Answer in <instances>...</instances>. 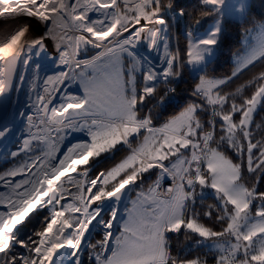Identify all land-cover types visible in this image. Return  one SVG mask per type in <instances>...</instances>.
Returning a JSON list of instances; mask_svg holds the SVG:
<instances>
[{
	"label": "snow or ice",
	"instance_id": "6c2138e0",
	"mask_svg": "<svg viewBox=\"0 0 264 264\" xmlns=\"http://www.w3.org/2000/svg\"><path fill=\"white\" fill-rule=\"evenodd\" d=\"M248 8L247 0H200L199 16L212 17L213 26L199 37L189 27L181 55L169 49L171 21L192 16L180 0H0V16L40 25L36 34L31 23L23 24L0 46V144L24 118L28 135L8 155L30 157L0 175L10 189L0 192V264H81L86 242L99 249L95 264H210L206 256L182 255L193 236L197 245L214 251L211 264H264V125L255 126L260 139L253 134L254 114L264 107V68L235 91L226 90L250 66L264 65V22L254 20V29L246 30H255L256 40L231 76L207 72L224 19L230 14L246 18ZM192 18L200 27L201 20ZM145 39L149 49L163 48L159 69L137 51ZM49 43L63 65L70 47L74 54L99 51L75 61L69 71L46 76L42 94L29 105L31 114L14 111V81L21 86L25 81L23 75L16 78L17 64L31 65L35 92L39 57L56 58L48 52ZM189 66L204 74L197 77L190 102L161 122L176 92L173 85ZM77 78L83 94L65 93L63 102L53 104L55 93ZM69 129L90 139L61 151L57 139ZM41 143L47 146L42 152ZM121 150L127 152L121 162L89 179L96 158ZM90 160L91 168L78 171ZM151 176V183L141 187ZM167 178L171 184L164 187ZM134 188L140 191L117 230L119 203L125 190ZM206 189L213 190L215 203L205 207ZM69 196L73 202H67ZM38 209L48 210L41 230L22 235ZM90 226L103 229L95 245L86 240Z\"/></svg>",
	"mask_w": 264,
	"mask_h": 264
},
{
	"label": "trees",
	"instance_id": "16d2710c",
	"mask_svg": "<svg viewBox=\"0 0 264 264\" xmlns=\"http://www.w3.org/2000/svg\"><path fill=\"white\" fill-rule=\"evenodd\" d=\"M180 4L186 9L187 12L192 13V16H185L177 20V23L174 24L171 21V40H172V49L176 51L179 49L180 54H185V49L187 47V39L184 35L185 31L191 27L195 31H201L208 26H213V18L212 17H200L199 12L197 11L198 6L200 5V0H180ZM196 17L201 20V26L196 27L193 23V18ZM170 20L171 18L168 17ZM264 22V0H249V8L247 12L246 18L242 20L234 18L228 15L223 22V32L221 34V42L218 44L215 56L211 59V62L207 68V72L209 75L214 76L216 78H226L231 76L232 72L235 68V56L240 53L243 48V37L249 28L254 26L253 21ZM141 46H146L142 51H139L144 56H147L153 64H158L160 59H163L164 52L163 48L159 51H154L147 47V40H142L138 45V48ZM142 48V47H141ZM251 71L244 70L240 73L239 78H234V82L230 83L227 91H235V89L245 83L247 80L251 78L254 73L259 72L264 65L259 62L256 63L255 67H251ZM204 73H199L197 75H192L190 71V66L184 70L182 77L177 81L173 87L176 88V92L174 94L171 103L167 107L166 112L160 118L161 122L171 115L177 114L181 108L186 105L191 100L192 88L197 82V77ZM257 124L264 125V107H259L253 117V134L257 139L261 138V130L257 129L255 126ZM159 126V124L157 125ZM126 151H115L110 156L109 153L103 154L100 158H96V164L94 168H91L92 161L90 160V167L92 170L90 172V177L93 178L99 171H106L112 165L120 161L125 156ZM14 158H11L9 163L0 166V174L4 173L6 169L13 166ZM157 170L153 169L152 172L155 173ZM146 177H149L150 174H145ZM155 176H151L150 179H146L151 181ZM147 184L141 185V187H146ZM139 188H134V191ZM215 203V198L212 195L204 197V205L205 207L210 204ZM109 209L106 210L103 215L105 219H108ZM48 215V210H37L34 212L25 222L24 226L21 229V234L24 236L31 235L34 232H38L41 230L43 226L44 217ZM202 222L212 226V222L208 221L207 218H204ZM218 229V225H216ZM103 239V229L100 226H97L95 231L93 232L90 243L97 244L98 241ZM195 239L197 237L193 236V240L187 242L186 246L182 251V255L185 257H197V256H206L211 264L212 258L214 256V251H209V248L206 246L197 245L195 243ZM97 249H92L88 246L85 251V254H94ZM83 264H95V259L92 257H88V255L84 256Z\"/></svg>",
	"mask_w": 264,
	"mask_h": 264
},
{
	"label": "rangeland",
	"instance_id": "374dc122",
	"mask_svg": "<svg viewBox=\"0 0 264 264\" xmlns=\"http://www.w3.org/2000/svg\"><path fill=\"white\" fill-rule=\"evenodd\" d=\"M134 2H138V0H134ZM247 3L249 5V0H247ZM89 15L91 16L92 19L98 18V14L95 13V12H90ZM230 16H232L234 18H237V19H240V20H242L244 18V17H241L239 15H235V14H230ZM169 17L171 18V14H169ZM172 22L174 24H176L177 20H172ZM25 23H31L32 24V30L36 34H39L40 25L37 24L35 20L29 21L27 18H24V17H20V18H17V19H12L8 15L0 16V46H3V44L6 42V40L10 39L11 35H14L15 32L17 30H19V28ZM211 28H212V26H208L207 28H205V29H203L201 31H196L195 30V34L198 37L199 36H204L208 32V30L211 29ZM249 29H254V26H252ZM255 40H256V32H255V30L253 31L252 34H248L247 32H245L244 37H243V48L240 51V53H238L235 56V59H234L235 68L237 67L238 61L241 60L242 58H244L247 55V50H248L249 44H254ZM141 47L137 48V51H138L139 54H141L139 51H142V49H144L146 46H141ZM169 49L171 51H173V49H172V40H171V31H169ZM68 51H69V49H68ZM97 51H99V50L92 49V50H89V51H83V50L80 51L79 54H78L79 61L90 59L92 56H94L96 54ZM48 52H49V54L52 57H56L55 59H51L49 55H42L41 60L43 61V63H45L44 67L46 68L45 70L48 71V72H44L42 80H40L39 83L38 82L36 83V91L35 92H33L31 90L32 84H33V82H32L33 81V77L30 76V78L27 81V84H26L27 88H26V91L24 92V94L19 95V93L17 92L16 98H15V101H17V103L12 106L13 110L17 107V111H23L26 114H31L33 109L30 108L29 105L35 99L36 93H41L42 92L43 87H44L42 81L46 77V75H47L46 73H48L47 76H51V74L54 75L55 72H61L62 70H65V68L71 67L72 63L69 62V60H68V64L67 65H63V64L59 63V58H58V56H57V54L55 52V49H54L52 43H49V45H48ZM141 55L144 56V54H141ZM161 62H162V59H160V61H158V64H154V65L159 69L161 67ZM76 71L79 72L80 69H77ZM88 71H91V70L89 69ZM190 71H191L192 75H197V74L201 73V72L192 71L191 70V66H190ZM23 74L24 73L22 71V75ZM71 84H72V87L68 86L67 89H66L67 90V92H66L67 94H69V95H73V94L75 95L76 94L77 96L83 94V88H82L81 82H80V80L78 78L75 81H72ZM30 97L32 98L31 100L29 99ZM57 103H58V101H57ZM258 108H257V110H258ZM18 120H21V121L17 125L16 131L11 136H9L2 144H0L2 146V148L0 150V166H3L5 164L11 162L10 159L13 158V157L8 155V153H10L12 151H16L20 147L23 138H25L28 135L27 121L24 118H18L16 121H18ZM37 131H38L37 129H35V128L33 129V132H37ZM53 135L55 136V133H53ZM61 135L63 136V139L62 140L61 139H57V147L61 151H64L66 149V147L69 146L70 144H74V143H78V142H85V141L90 139V137H88L86 132H82V131H79V130H72V129H69L66 133H62ZM38 147H39L40 151L42 152V151H44L46 149L47 146L45 144L41 143V144H39ZM114 153H115V151H114ZM37 154H39V152ZM109 154L111 156L113 154V152L109 153ZM14 159L15 160H14L13 163H15V164H13V166H11L8 169H6V171L4 173L0 174V175H6V173L9 170L17 167L18 165H20L24 161H28L30 159V157L22 153L20 156H17ZM119 162H121V161H118L117 163H115L111 167H114ZM165 163H167V162H165ZM84 167H87V166H80L78 168V171H80ZM110 168H108V169H110ZM91 170L89 171V175H90ZM71 175L76 176V173H72ZM19 178L20 177H16L14 179L18 180ZM9 191H10V189L5 187L3 182H0V192H4V193L7 194ZM71 191H72V193H75L76 190H75V188H73V189H71ZM212 192H213V190L206 189L205 190V197L209 196V195H212ZM67 202H73L71 196H69L67 198ZM130 207H131V205L128 206L127 208H130ZM124 209L118 210L117 221L115 223V227H116L117 230L122 225V224L120 225L122 218L124 217V220L127 218V212L126 211H125V216H124ZM0 210H3V206H0ZM66 215H68V214H66ZM119 225H120V227H119ZM95 229H96V227L94 228L93 232L95 231ZM93 232H92V234H93ZM92 234L88 238V240H87L88 242H90V238H91ZM117 234H119V233L117 232ZM87 248H88V243L86 242L85 245L82 248L83 251L81 252V264H83V260L85 259L84 256H86V255H88V257H90V258H92V257L94 258V254H85V251H86ZM61 251H64V250H61Z\"/></svg>",
	"mask_w": 264,
	"mask_h": 264
},
{
	"label": "bare ground",
	"instance_id": "6f19581e",
	"mask_svg": "<svg viewBox=\"0 0 264 264\" xmlns=\"http://www.w3.org/2000/svg\"><path fill=\"white\" fill-rule=\"evenodd\" d=\"M26 22V21H25ZM36 29V28H35ZM43 55V54H42ZM42 55L39 57V59H38V61L37 62H39L40 64H41V72H40V80H42V77H43V73L44 72H48V71H46L45 69V63H43V61L41 60V57H42ZM68 60H69V62H71L72 63V65H73V63L75 62V61H77V60H79V57H78V54H74L73 53V49L70 47L69 48V57L67 58ZM69 69H70V67H67V68H65V70H62V71H69ZM23 76L25 77V81H24V83H23V86H21V85H19V88H18V93H19V95H21V94H24V92L26 91V88H27V81H28V79L30 78V76L31 77H33V72H32V67H31V65H29L28 66V68L26 69L24 66H23ZM57 73H59V72H55L54 74H57ZM47 75H48V73H46ZM46 75V76H47ZM52 75V74H51ZM33 82V81H32ZM39 83V82H38ZM72 83V82H71ZM70 83V85H68L69 87H72V84ZM67 86V87H68ZM67 87H65V88H63L61 91H59V92H57V93H55V95L58 97V99H56V100H54L53 101V104H56V105H58L59 103H61V102H63V99H64V97H65V93L67 92ZM40 92V91H39ZM42 93V92H41ZM74 95V94H73ZM76 95V94H75ZM57 101H58V103H57ZM14 111H17V107L14 109ZM20 121L21 120H18V121H16V124H15V126L17 127V125L20 123ZM1 148H2V146L0 145V150H1Z\"/></svg>",
	"mask_w": 264,
	"mask_h": 264
},
{
	"label": "water",
	"instance_id": "95a60500",
	"mask_svg": "<svg viewBox=\"0 0 264 264\" xmlns=\"http://www.w3.org/2000/svg\"><path fill=\"white\" fill-rule=\"evenodd\" d=\"M23 66H24V65H23L22 63H18L17 66H16L15 75H16L17 80H18L19 76L22 75ZM18 88H19V83L14 81V84H13V91H12V93L10 94V95H11V100H10V106H11V107L13 106V105H11V101H15V98H16V95H17V92H18ZM132 192H133V191L129 192L127 189L125 190V193H126V194L122 197V199H121V201H120V203H119V210L126 208L127 203H128V201H129V198H130ZM107 205L110 206V205H111V201H108V202H107ZM108 209H109V207L106 206V207H105V211L108 210ZM105 211H104V212H105ZM110 243H111V242H110Z\"/></svg>",
	"mask_w": 264,
	"mask_h": 264
},
{
	"label": "crops",
	"instance_id": "0c3cea01",
	"mask_svg": "<svg viewBox=\"0 0 264 264\" xmlns=\"http://www.w3.org/2000/svg\"><path fill=\"white\" fill-rule=\"evenodd\" d=\"M126 155H127V152L125 153V156H126ZM125 156H124V157H125ZM124 157H123V158H124ZM123 158H122V159H123ZM122 159H121V160H122ZM121 160H120V161H121ZM150 183H151V181L148 182V180H147L146 184H150ZM138 191H140V189H136L135 191L133 190V192H132V194H131V196H130V198H129V201H128V203H127V206H126V208L124 209V216H125V211H126L127 207L131 205V200H134V199L136 198V193H137ZM123 220H124V217L122 218L120 225L123 223ZM120 225H119V227H120ZM117 232H118V231H117ZM117 232H116V234H117Z\"/></svg>",
	"mask_w": 264,
	"mask_h": 264
},
{
	"label": "built area",
	"instance_id": "2783aa9c",
	"mask_svg": "<svg viewBox=\"0 0 264 264\" xmlns=\"http://www.w3.org/2000/svg\"><path fill=\"white\" fill-rule=\"evenodd\" d=\"M162 183H163V186H164V187H167V186H169V185L171 184V179H170V178H167V179H165ZM94 228H95V227H91V226H90V234H87V233H86V240H88V238H89L90 235L92 234ZM84 245H85V243L82 245V248H83Z\"/></svg>",
	"mask_w": 264,
	"mask_h": 264
}]
</instances>
